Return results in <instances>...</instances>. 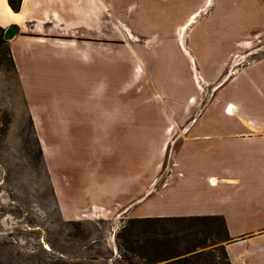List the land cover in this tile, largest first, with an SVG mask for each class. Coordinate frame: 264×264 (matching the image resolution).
Returning <instances> with one entry per match:
<instances>
[{"label":"rangeland","instance_id":"374dc122","mask_svg":"<svg viewBox=\"0 0 264 264\" xmlns=\"http://www.w3.org/2000/svg\"><path fill=\"white\" fill-rule=\"evenodd\" d=\"M100 1L90 0L94 12L103 10L102 23L89 25L87 12L34 0L30 19L58 17L60 32L40 35L43 43L28 41L38 37L24 33L29 24L16 25L11 41L0 33V264H147L203 252L208 264H226L221 223L138 222L131 214L173 200L182 135L197 117V99L207 106L220 83L201 79L197 27L199 35L204 25H249L242 16L197 17L182 32L190 18L154 17L141 2L133 16L144 18H122L116 10L128 15L139 0ZM72 28L85 36L61 34ZM26 52L39 60L20 65ZM96 61L102 75L84 65L95 69Z\"/></svg>","mask_w":264,"mask_h":264},{"label":"crops","instance_id":"0c3cea01","mask_svg":"<svg viewBox=\"0 0 264 264\" xmlns=\"http://www.w3.org/2000/svg\"><path fill=\"white\" fill-rule=\"evenodd\" d=\"M6 1L0 0V20L4 19ZM43 1L47 6L57 2L61 9L76 16L89 13V25L93 18L102 23L103 10L94 12L93 7L97 4L92 5L90 0L77 9L65 6L63 0ZM33 2L27 0L24 5L22 0L19 12L15 13L24 17L21 25L9 22L0 26L16 24L22 27L29 24L30 29L24 33L38 37L26 36L28 41L37 39L30 42L43 43L40 35L60 32L53 29L58 17L50 11L43 13V17L47 18L44 21L30 19L29 9ZM140 2L146 11L154 13V17L191 19L222 16L236 21L242 16L245 25L249 26L204 25L199 35L197 27L195 49L200 55L197 65L201 79L220 83L207 106H198L204 97L202 101L197 99V117L182 135L184 140L177 153L180 163L176 176L178 180L172 186L175 191L169 193L175 203H171L173 200L166 201L163 208L158 205L154 209L148 205V209L133 211L131 215L138 220L220 218L225 227L220 247H223L229 264H264V0H152L149 4L147 0H139L128 4V15L116 10V16L144 18L139 12L133 16L136 3ZM52 13L57 18H52ZM50 23L52 26L47 30L45 27ZM211 26L212 29L207 30ZM96 32L102 33L103 29ZM162 32L167 31L164 28ZM80 33L84 37L86 30L63 29L61 34L73 37ZM233 53L235 58L231 62L230 55ZM26 54L20 65L26 60H39ZM77 56L86 60V54L77 53ZM240 57L245 58V63L240 62ZM50 58L58 59L54 56ZM96 62L95 69L90 63L84 65L91 72L95 70L102 75L103 64ZM93 210L96 213L98 209Z\"/></svg>","mask_w":264,"mask_h":264},{"label":"trees","instance_id":"16d2710c","mask_svg":"<svg viewBox=\"0 0 264 264\" xmlns=\"http://www.w3.org/2000/svg\"><path fill=\"white\" fill-rule=\"evenodd\" d=\"M21 2H22V0H7L8 6L10 7V9L14 13H18L19 12V9H20V6H21ZM1 32L3 33V29L0 30V33ZM194 219H197V220H213V221L219 222V223H221V225L223 226L224 231H225V227H224V225H223V223H222L220 218L204 217V218H194ZM143 220H149V219H141V220L133 219L132 221L140 222V221H143ZM220 249H221V252L223 253L224 260L226 261V264H229V262L227 261V258H226L225 251H224L223 247H221ZM159 262H166L164 264H208V263H210V261L208 259V256H206V254L203 252V253H196V254H193V255H190V256H184V257H180V258H178V257L177 258H170V257H167V256L163 257L161 259L155 258V259L150 260V262L147 263V264H154V263H159Z\"/></svg>","mask_w":264,"mask_h":264},{"label":"bare ground","instance_id":"6f19581e","mask_svg":"<svg viewBox=\"0 0 264 264\" xmlns=\"http://www.w3.org/2000/svg\"><path fill=\"white\" fill-rule=\"evenodd\" d=\"M26 2H27V0H24V5L26 4ZM24 8H25V6H24ZM4 13L6 15H4L3 20H0V24L9 23V22L22 23L24 21V17L20 16V15H15V13L10 9V7L8 5H7V7L4 8ZM194 20H195V18L189 19L188 22L186 23V25L181 27L180 31H182V32L185 31L186 27L189 26L190 24H192L194 22ZM36 40L37 39H31L30 41H36Z\"/></svg>","mask_w":264,"mask_h":264},{"label":"water","instance_id":"95a60500","mask_svg":"<svg viewBox=\"0 0 264 264\" xmlns=\"http://www.w3.org/2000/svg\"><path fill=\"white\" fill-rule=\"evenodd\" d=\"M17 36V29L14 26H9L4 30V40L11 41Z\"/></svg>","mask_w":264,"mask_h":264},{"label":"flooded vegetation","instance_id":"af4514ba","mask_svg":"<svg viewBox=\"0 0 264 264\" xmlns=\"http://www.w3.org/2000/svg\"><path fill=\"white\" fill-rule=\"evenodd\" d=\"M9 26H14V27L17 29L16 24H10V25H7V27H9ZM7 27H3V35H4V30H5ZM17 32H18V29H17Z\"/></svg>","mask_w":264,"mask_h":264}]
</instances>
